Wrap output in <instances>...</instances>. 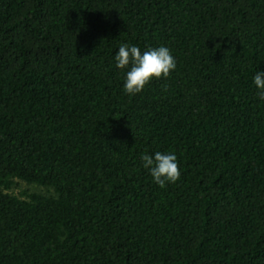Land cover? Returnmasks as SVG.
<instances>
[{
	"label": "trees",
	"instance_id": "16d2710c",
	"mask_svg": "<svg viewBox=\"0 0 264 264\" xmlns=\"http://www.w3.org/2000/svg\"><path fill=\"white\" fill-rule=\"evenodd\" d=\"M122 44L177 67L129 96ZM258 71L264 0H0V264H264Z\"/></svg>",
	"mask_w": 264,
	"mask_h": 264
},
{
	"label": "clouds",
	"instance_id": "9594fccd",
	"mask_svg": "<svg viewBox=\"0 0 264 264\" xmlns=\"http://www.w3.org/2000/svg\"><path fill=\"white\" fill-rule=\"evenodd\" d=\"M119 69L130 70L126 73L124 91L129 96L142 93L152 80L168 78L175 71L177 62L167 47L149 49L141 52L133 45L119 46L115 57ZM254 85L258 89V97L264 100V71L256 72ZM144 169L149 170L154 182L161 188L168 183L175 184L181 177L178 158L173 153L156 152L154 157L144 153L140 157Z\"/></svg>",
	"mask_w": 264,
	"mask_h": 264
},
{
	"label": "rangeland",
	"instance_id": "374dc122",
	"mask_svg": "<svg viewBox=\"0 0 264 264\" xmlns=\"http://www.w3.org/2000/svg\"><path fill=\"white\" fill-rule=\"evenodd\" d=\"M12 192L19 197H22V194L25 192L26 193H39V194H45V195H54V192L52 189L40 187L37 185H30L23 181H17V185L14 187Z\"/></svg>",
	"mask_w": 264,
	"mask_h": 264
}]
</instances>
